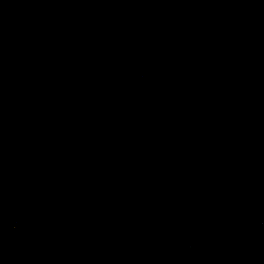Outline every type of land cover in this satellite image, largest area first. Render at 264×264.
Segmentation results:
<instances>
[{
	"label": "water",
	"instance_id": "95a60500",
	"mask_svg": "<svg viewBox=\"0 0 264 264\" xmlns=\"http://www.w3.org/2000/svg\"><path fill=\"white\" fill-rule=\"evenodd\" d=\"M0 264H264V0H0Z\"/></svg>",
	"mask_w": 264,
	"mask_h": 264
}]
</instances>
